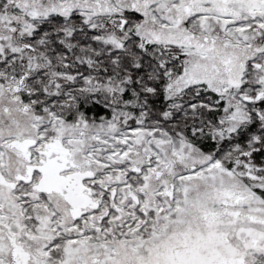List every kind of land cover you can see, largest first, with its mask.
Segmentation results:
<instances>
[{"label":"snow or ice","instance_id":"1","mask_svg":"<svg viewBox=\"0 0 264 264\" xmlns=\"http://www.w3.org/2000/svg\"><path fill=\"white\" fill-rule=\"evenodd\" d=\"M0 264H264V0H0Z\"/></svg>","mask_w":264,"mask_h":264}]
</instances>
